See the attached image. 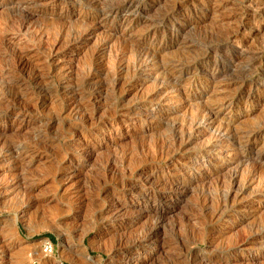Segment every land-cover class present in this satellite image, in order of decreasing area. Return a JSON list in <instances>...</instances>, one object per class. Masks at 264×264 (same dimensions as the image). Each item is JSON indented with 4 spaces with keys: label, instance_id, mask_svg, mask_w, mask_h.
<instances>
[{
    "label": "rangeland",
    "instance_id": "obj_1",
    "mask_svg": "<svg viewBox=\"0 0 264 264\" xmlns=\"http://www.w3.org/2000/svg\"><path fill=\"white\" fill-rule=\"evenodd\" d=\"M123 1L0 0V264H244L264 249V0H134L127 19ZM145 48L183 60L173 87L138 67ZM214 99L258 132L238 168L260 182L237 206L220 188L236 164L196 126Z\"/></svg>",
    "mask_w": 264,
    "mask_h": 264
},
{
    "label": "bare ground",
    "instance_id": "obj_2",
    "mask_svg": "<svg viewBox=\"0 0 264 264\" xmlns=\"http://www.w3.org/2000/svg\"><path fill=\"white\" fill-rule=\"evenodd\" d=\"M121 1V0H120ZM137 1V0H136ZM141 1V0H140ZM144 1V0H143ZM146 1V0H145ZM252 1V0H251ZM80 2V1H79ZM119 2V1H118ZM138 2V1H137ZM122 3V2H121ZM116 4H117V2H116ZM135 4V1L134 0H124L123 1V5H122V11L124 12L123 14H124V16H126V15H128V13H130L135 7L134 6H136V5H134ZM104 6V5H103ZM250 6V5H249ZM113 6H111V8H112ZM134 7V8H133ZM170 7V6H169ZM114 8H115V6H114ZM104 9H106L105 7H104ZM104 9H103V11H104ZM138 9V8H137ZM173 9V8H172ZM258 9V8H257ZM112 12V9L110 10H105L104 11V14H110ZM169 12H171V11H169ZM169 12L166 10L165 11V13H168L169 14ZM101 13H103L102 11H101ZM100 13V14H101ZM115 13V12H114ZM137 13V12H136ZM165 13H164V15H165ZM168 16V15H167ZM166 16V18H168ZM159 17V16H158ZM162 17V16H161ZM165 17V16H164ZM126 19H127V16H126ZM132 19V18H131ZM157 20V19H156ZM158 20H159V18H158ZM152 21H154V20H152ZM165 21V20H164ZM161 22H163L162 20H161ZM240 22V21H239ZM127 23V22H126ZM157 23H159V21H157ZM24 24V23H23ZM131 24V23H130ZM179 24V23H178ZM127 25V24H126ZM151 25V24H150ZM150 25H149V27H150ZM155 25H156V23H155ZM154 25V26H155ZM172 25H174V24H172ZM231 25V24H230ZM152 26H153V23H152ZM170 26V25H169ZM128 27V25L126 26V28ZM148 26H147V28H149ZM226 27H227V25H226ZM152 28V27H151ZM167 28V27H166ZM179 28V27H178ZM228 28V27H227ZM230 29V28H229ZM156 30V29H155ZM179 30V29H178ZM231 30V29H230ZM173 31V30H172ZM221 31V30H220ZM219 31V32H220ZM228 31V30H227ZM231 31H233V30H231ZM230 31V32H231ZM154 32V31H153ZM169 32V31H168ZM175 32V31H174ZM217 33H218V31H216ZM233 32H235V30L233 31ZM232 32V33H233ZM154 33H156V32H154ZM165 33V32H164ZM179 33H180V31H179ZM221 33V32H220ZM219 33V34H220ZM91 34V33H90ZM153 34V33H152ZM172 34H175V33H172ZM218 34V35H219ZM228 34V33H227ZM226 34V35H227ZM178 35V34H177ZM215 35V34H214ZM217 35V36H218ZM222 35V34H221ZM223 35H224V33H223ZM222 35V36H223ZM225 35V36H226ZM229 36H230V34H228ZM161 36V35H160ZM162 37V36H161ZM170 37V36H169ZM168 38V37H167ZM182 38V37H181ZM222 38H224V37H222ZM236 38V37H235ZM161 39V38H160ZM177 39V38H176ZM219 39H220V37H219ZM218 39V40H219ZM239 39V38H238ZM221 40V39H220ZM222 40H224V39H222ZM230 40V39H229ZM228 40V41H229ZM155 41V40H154ZM216 41V40H215ZM226 41V40H225ZM227 41V42H228ZM234 41V40H233ZM240 41V40H239ZM180 42V41H179ZM218 42V41H217ZM235 42H236V40H235ZM234 42V43H235ZM106 43V42H105ZM158 43V42H157ZM210 43V42H209ZM216 43V42H215ZM233 43V42H232ZM159 44V43H158ZM166 44V43H165ZM177 44V43H176ZM211 44V43H210ZM217 44H219V43H217ZM216 44V45H217ZM227 44V43H226ZM178 45V44H177ZM236 45V44H235ZM135 46V45H134ZM179 46V45H178ZM238 46V45H237ZM242 46V45H241ZM126 48V47H125ZM124 48V49H125ZM130 48V47H129ZM134 48H136V47H134ZM141 48V47H140ZM154 48V47H153ZM161 48V47H160ZM175 48V47H174ZM178 48V47H177ZM123 48H121V50H122ZM123 49V50H124ZM128 49V48H127ZM176 49V48H175ZM181 49V48H180ZM180 49H176V50H179L180 51ZM183 49V48H182ZM206 49V48H205ZM215 49V48H214ZM225 49V48H224ZM223 49V50H224ZM239 49H244L243 47H241V48H239ZM248 49V48H247ZM120 50V49H119ZM130 50V49H129ZM133 50V49H132ZM131 50V51H132ZM139 50V52L140 53H138V56H136L137 57V61H138V63H139V65H138V63H136L135 64V62L134 63H132L133 62V60H132V62H131V64H135V65H138V67L140 66V65H144V66H146V65H149L150 67L151 66H153L154 68L153 69H158V70H160V71H163V74L165 73V72H167L166 74H168V80L164 83V85L163 86H166L167 84H170L172 87H173V85H174V81H173V78L175 77V72L176 71H178L179 73H181L183 70H184V65H183V63H182V61L183 60H177V59H174V58H171V59H168V60H170V61H172V63H170V65H168L167 64V62L162 58V56H164V55H160V52H159V49H143V50H141L140 51V49H138ZM204 50V49H203ZM216 50V49H215ZM134 51H136L135 49H134ZM168 51V50H167ZM172 51H174V50H172ZM172 51H170L171 53L170 54H172ZM182 51V50H181ZM180 51V55H181V53H183L184 54V52H181ZM187 51V50H186ZM239 51V50H238ZM122 52V51H121ZM165 52H166V50H165ZM191 52V51H190ZM206 52V51H205ZM208 52V51H207ZM228 52H230V51H228ZM124 53V52H123ZM134 53V52H133ZM136 53H137V51H136ZM135 53V54H136ZM178 53V52H177ZM186 53V52H185ZM199 53V52H198ZM197 53V54H198ZM223 53V52H222ZM233 53V52H232ZM125 54V53H124ZM127 54H129V53H127ZM175 53H173L172 55H174ZM178 54V55H179ZM182 54V55H183ZM190 53H188V55H189ZM205 54V53H204ZM203 54V55H204ZM211 54V53H210ZM213 54V53H212ZM216 54H218V53H216ZM239 54V53H238ZM166 55V54H165ZM186 55V54H185ZM188 55H186V56H188ZM200 55V54H199ZM202 54H201V56H203ZM222 55V54H221ZM233 55V54H232ZM252 55V54H251ZM121 56H122V54H121ZM120 56V58H122ZM129 56V58L131 59V55L129 54L128 55ZM134 56V55H133ZM132 56V57H133ZM185 56V57H186ZM196 56V55H195ZM201 56H198V57H201ZM208 56V55H207ZM226 56V55H225ZM177 57H180V56H176V58ZM182 57V56H181ZM183 57H184V55H183ZM184 57V58H185ZM204 57V56H203ZM223 57V56H222ZM230 57V56H229ZM231 57H233V56H231ZM247 57V56H246ZM19 58V57H18ZM125 58H126V54H125ZM128 58V57H127ZM164 58H165V56H164ZM167 58H169V57H167ZM166 58V59H167ZM189 58V57H188ZM192 58V55H191V57H190V59ZM244 58V57H243ZM248 58V57H247ZM247 58H245V59H247ZM123 59H124V56H123ZM122 59V60H123ZM196 59V58H195ZM213 59V58H212ZM228 59V58H227ZM231 59V58H230ZM255 59V58H254ZM120 60V59H119ZM186 60H187V58H186ZM232 60V59H231ZM239 60H241L240 58H239ZM239 60L237 61V62H239ZM248 60V59H247ZM112 61H114V60H112ZM124 61V60H123ZM128 61V60H127ZM192 61V60H191ZM211 61V60H210ZM228 61V60H227ZM94 62V61H93ZM185 62H188V61H185ZM184 62V63H185ZM235 62V61H234ZM243 62V61H242ZM250 62V61H249ZM262 62V61H261ZM125 63V62H124ZM128 64H129V62H127ZM251 63V62H250ZM131 64H129V67H130V65ZM213 64V63H212ZM233 64V63H232ZM243 64H244V62H243ZM120 65V64H119ZM203 65V64H202ZM121 66H122V64H121ZM128 66V65H127ZM134 66V65H133ZM149 66H148V68H149ZM194 66H195V64H194ZM193 66V67H194ZM214 66V65H213ZM235 66V65H234ZM233 66V67H234ZM241 66V65H240ZM250 66V65H249ZM255 66V65H254ZM225 67V66H224ZM232 67V66H231ZM253 67V66H252ZM251 67V68H252ZM133 68V67H132ZM135 68V67H134ZM146 68V67H145ZM147 68V69H148ZM201 68V67H200ZM221 68V67H220ZM235 68V67H234ZM138 69V68H137ZM144 69V68H143ZM151 69V68H150ZM212 69V68H211ZM240 69V68H239ZM238 69V70H239ZM243 69V68H242ZM247 69V68H246ZM135 70V69H134ZM133 70V71H134ZM158 70H157V73H158ZM194 70V69H193ZM206 70V69H205ZM231 70V69H230ZM237 70V69H236ZM131 71H132V69H131ZM132 71V72H133ZM209 71V70H208ZM241 71V70H240ZM249 71V70H248ZM138 72V71H137ZM137 72H136V74H137ZM145 72V71H144ZM148 72V71H147ZM192 72V71H191ZM215 72V71H214ZM232 72V71H231ZM251 72V71H250ZM133 73H135V72H133ZM149 73V72H148ZM147 73V74H148ZM150 73H151V71H150ZM193 73V72H192ZM234 73V72H233ZM248 73V72H247ZM142 74V73H141ZM151 74H153V73H151ZM160 74H161V72H160ZM237 74V73H236ZM252 74V73H251ZM250 74V75H251ZM135 75V74H134ZM149 75V74H148ZM155 75V74H154ZM165 75V74H164ZM180 75V74H179ZM190 75V74H189ZM211 75V74H210ZM221 75H223V74H221ZM224 75H226V74H224ZM228 75V74H227ZM231 75V74H230ZM248 75H249V73H248ZM156 76V75H155ZM158 76V75H157ZM156 76V77H157ZM160 76V75H159ZM167 76V75H166ZM191 76V75H190ZM189 76V77H190ZM233 76H235V75H233ZM246 76V75H245ZM149 77H151V76H149ZM155 77V78H156ZM162 77V76H161ZM161 77H159V78H161ZM183 77V76H182ZM187 77H188V75H187ZM194 77V76H193ZM215 76H212L211 78H210V80H208L207 81V83H205V85H209V86H211V88H213V84H214V82L212 81V79L214 78ZM220 77V76H219ZM224 77V76H223ZM246 77H248V76H246ZM153 78V77H152ZM164 78H165V76H164ZM202 78V77H201ZM218 78V77H217ZM226 78V77H225ZM238 78V77H237ZM240 78V77H239ZM238 78V79H239ZM252 78V77H251ZM264 78V77H263ZM132 79V78H131ZM130 79V80H131ZM162 79V78H161ZM185 79V78H184ZM220 79H221V77H220ZM223 79V78H222ZM234 79V78H233ZM247 79V78H246ZM155 80V79H154ZM186 80V79H185ZM219 79H217V81H218ZM240 80V79H239ZM158 81V80H157ZM215 81V80H214ZM229 81H230V79H229ZM235 81V80H234ZM243 81V80H242ZM262 81V80H261ZM121 82V81H120ZM188 82H189V80H188ZM187 82V83H188ZM216 82V81H215ZM219 82V81H218ZM228 82V81H227ZM231 82V81H230ZM247 82V81H246ZM253 82V81H252ZM257 82V81H256ZM160 83L161 82H159V83H157V85L156 86H159L160 85ZM182 83V82H181ZM199 83V82H198ZM244 83V82H243ZM215 84H218V83H215ZM254 84V83H253ZM198 85V84H197ZM235 85V84H234ZM239 85H240V83H239ZM242 85V84H241ZM249 85V84H248ZM255 85V84H254ZM259 85V84H258ZM257 85V86H258ZM191 86V85H190ZM256 86V85H255ZM254 86V87H255ZM68 87V86H67ZM205 87V86H204ZM223 87H225V86H223ZM236 87V86H235ZM234 87V88H235ZM237 87H238V84H237ZM240 87V86H239ZM250 87V86H249ZM170 88V87H169ZM175 88V87H174ZM222 88V87H221ZM226 88V87H225ZM224 88V89H225ZM232 88V86L229 88V89H231ZM157 89V88H156ZM170 89H172V88H170ZM170 89H168V90H170ZM177 89V87L175 88V90ZM180 89V88H179ZM206 89V88H205ZM219 89V88H218ZM251 89V88H250ZM74 90V89H73ZM72 90V91H73ZM164 90V89H163ZM181 90H183V89H181ZM214 90H217V86L216 87H214ZM223 90V89H222ZM228 90V89H227ZM232 90H233V88H232ZM69 91V90H68ZM157 91V90H156ZM161 90L159 89V92H160ZM165 91V90H164ZM167 91V90H166ZM178 91V90H177ZM211 91H213V89H211ZM218 91V90H217ZM231 91V90H230ZM235 91V90H234ZM239 91V90H238ZM250 91V90H249ZM248 91V92H249ZM252 91V90H251ZM215 92V91H214ZM174 93V92H173ZM172 93V94H173ZM228 93V92H227ZM226 93V94H227ZM256 93V92H255ZM69 94V93H68ZM75 94V93H74ZM81 94V93H80ZM155 94V93H154ZM162 94H164V93H162ZM181 94V93H180ZM183 94V93H182ZM242 94V93H241ZM73 95V94H72ZM78 95V94H77ZM160 95V94H159ZM171 95V94H170ZM175 95V94H174ZM222 95V94H221ZM255 95V94H254ZM169 96V95H168ZM173 96V95H172ZM183 97H184V94L182 95ZM191 96V95H190ZM219 96V95H218ZM223 96V95H222ZM226 96V95H225ZM227 96H229V94L227 95ZM248 96V95H247ZM74 97V96H73ZM151 97V96H150ZM21 98V97H20ZM70 98V97H69ZM78 98V97H77ZM176 98V97H175ZM174 98V99H175ZM214 98H216V97H214ZM219 98H222V97H219ZM225 98V97H224ZM239 98V97H238ZM250 98V97H249ZM148 99V98H147ZM168 99V98H167ZM178 99V98H177ZM187 99V98H186ZM185 99V100H186ZM211 99V98H210ZM218 99V98H217ZM217 99H214L215 101L213 102V104L211 105V104H206V103H208L207 102V100L202 104V105H200L199 106V110L198 111H200L201 112V119L198 117V116H196V117H198L199 118V122H197L196 123V126H197V128H198V130L199 131H201V129H209L210 131H211V139H212V137H213V141L211 142L212 143V146H216L215 148H217L216 150H218L217 152H219V154L220 153H224L226 156H230V158H229V162L231 163H234V164H236V166H235V168L233 169V171L231 172L230 171V174L227 176V180H226V182L225 181H222L221 183H220V188H222L223 189V192H221V189H220V192H221V194L222 193H224V195L223 196H225V199L224 200H231V204H233V205H235V203H236V206H237V202L238 201H241V199H242V197L244 196L243 194L244 193H246V190L247 189H249V187L251 186V185H253V183L255 182V180H257L258 181V179H256V177H255V172H256V168H253L251 171H250V173H248L249 174V177L248 178H242V172H241V168H238V166H240L242 163H243V147H247V146H249L250 144H252V141L254 140V138L257 136V134H258V132L256 131V129H247L246 127H242V128H238V127H235L234 125H233V123L236 121V119L234 118V117H232V116H229V115H227V116H225V117H223V119H218V115L220 114V112H221V110H223V109H226V110H228L229 112H231V107H232V103L230 102V101H226V100H224V99H219V100H217ZM240 99V98H239ZM245 99V98H244ZM251 99V98H250ZM155 100V99H154ZM164 100V99H163ZM169 100V99H168ZM180 100H181V97H180ZM191 100V99H190ZM217 100V101H216ZM72 101V100H71ZM170 101L171 102H173L171 99H170ZM179 101V100H178ZM184 101V100H183ZM182 101V102H183ZM187 101H189V100H187ZM202 101V100H201ZM211 101H213V100H211ZM240 101V100H239ZM175 102H177V101H175ZM190 102V101H189ZM75 103V102H74ZM179 103V102H178ZM191 103V102H190ZM210 103H212V102H210ZM246 103V102H245ZM8 104V103H7ZM174 104V103H173ZM175 104H177V103H175ZM199 104V103H198ZM198 104H196V105H198ZM238 104V103H237ZM17 105V104H16ZM80 105V104H79ZM178 105V104H177ZM184 105V104H183ZM187 105H188V103H187ZM186 105V106H187ZM175 106V105H174ZM179 106V105H178ZM185 106V105H184ZM183 106V107H184ZM186 106H185V108H186ZM194 106V105H193ZM81 107V106H80ZM193 108V107H192ZM82 109H84V108H82ZM177 109V108H176ZM196 109V108H195ZM175 110V109H174ZM74 111H75V109H74ZM177 111V110H176ZM183 111V110H182ZM87 112V111H86ZM200 112H199V114H200ZM182 113V112H181ZM196 113H197V110H196ZM152 114V113H151ZM177 114V113H176ZM189 117V116H188ZM194 117V116H193ZM219 118H221V117H219ZM182 119V118H181ZM187 119V118H186ZM193 119H195V118H193ZM191 120V119H190ZM197 120V119H196ZM90 121V120H89ZM192 121V120H191ZM193 122H194V120H193ZM195 123V122H194ZM177 124V123H176ZM187 124H188V122H187ZM189 125V124H188ZM190 125H191V122H190ZM182 126V125H181ZM190 126H188V128H189ZM192 127H194V126H192ZM191 127V128H192ZM264 127V126H263ZM262 127V128H263ZM182 128V127H181ZM246 128V129H245ZM249 128V127H248ZM261 128V129H262ZM185 129V128H184ZM188 130H190V129H188ZM194 129H191V131H193ZM197 131V130H196ZM198 131V132H199ZM190 132V131H189ZM203 133V132H202ZM201 133V134H202ZM187 134V133H186ZM181 138V137H180ZM189 138V137H188ZM165 139V138H164ZM176 139H179V137L178 138H176ZM184 138H181V140H183ZM259 139V138H258ZM163 140V139H162ZM180 140V139H179ZM184 140H186V139H184ZM261 140H263V139H261ZM174 141V140H173ZM210 141V140H209ZM258 141V140H257ZM165 142V141H164ZM187 142V141H186ZM162 143V142H161ZM181 143V142H180ZM207 143H209V142H207ZM171 144V143H170ZM172 144H174L173 142H172ZM172 144L170 145L171 147H172ZM177 144H178V142H177ZM264 144V143H263ZM153 145V144H152ZM160 145V144H159ZM176 145V144H175ZM193 145V144H192ZM258 145H259V143H258ZM12 146V145H11ZM156 146V145H155ZM180 146V145H179ZM261 146H263V145H261ZM161 147H164V146H162V144H161V146H160V148ZM211 147V146H210ZM257 147H259V146H257ZM155 148V147H154ZM159 148V147H158ZM159 148V149H160ZM165 148V147H164ZM163 148V149H164ZM166 148H167V146H166ZM177 148H178V145H177ZM182 148H184V147H182ZM203 148V147H202ZM212 148V147H211ZM214 148V147H213ZM214 148V149H215ZM239 148L240 149H242V151H239ZM261 148V147H260ZM259 148V150H257V151H255L256 150V147H255V150H254V153H253V158L255 159V160H260V159H262L263 158V156H264V152H263V148L262 149H260ZM148 149V148H147ZM157 149V148H156ZM155 149V150H156ZM162 149V148H161ZM185 149H188V148H185ZM165 150V149H164ZM170 150H172V149H170ZM169 150V151H170ZM175 150V149H174ZM162 151V150H161ZM160 151V152H161ZM166 151V150H165ZM167 151H168V148H167ZM166 151V153H168ZM178 151V150H177ZM248 151V150H247ZM83 152V151H82ZM185 152V151H184ZM165 153V155H167ZM169 153H173L172 151L171 152H169ZM183 153V152H182ZM248 153V152H247ZM159 154V153H158ZM161 154H162V152H161ZM223 154V155H224ZM217 155V154H216ZM170 156V155H169ZM211 156H213V155H211ZM210 156V157H211ZM116 157V156H115ZM122 157V156H121ZM159 157V156H158ZM168 157V156H167ZM172 157V156H171ZM175 157V156H174ZM161 158V157H160ZM166 158V157H165ZM250 158V157H249ZM211 159V158H210ZM17 160V159H16ZM107 160V159H106ZM118 160V159H117ZM131 160V159H130ZM162 160H164V159H162ZM171 160H173V159H171ZM182 160V159H181ZM188 160V159H187ZM209 160V159H208ZM207 160V161H208ZM116 161V160H115ZM114 161V162H115ZM120 161V160H119ZM204 161V160H203ZM215 161V160H214ZM246 161V160H245ZM263 161V160H262ZM261 161V162H262ZM129 162V161H128ZM189 162V161H188ZM216 162V161H215ZM251 162V160L249 161L248 160V163H250ZM252 162H254V160H252ZM256 162V161H255ZM254 162V163H255ZM260 162V161H259ZM258 162V163H259ZM121 163V162H120ZM157 163V162H156ZM206 163V162H205ZM253 163V164H254ZM108 164V163H107ZM185 164H186V162H185ZM202 164V163H201ZM218 164V163H217ZM221 164V163H220ZM246 164V163H245ZM253 164H251V165H253ZM79 165V164H78ZM102 165H104V164H102ZM189 165V164H188ZM203 165V164H202ZM210 165V164H209ZM222 165V164H221ZM232 165V166H233ZM260 165V164H259ZM197 167H199V165H196ZM246 166V165H245ZM105 167H106V165H105ZM104 167V168H105ZM113 167V166H112ZM111 167V168H112ZM190 167V166H189ZM193 167V166H192ZM196 167V168H197ZM201 167V166H200ZM248 167H249V165H248ZM258 167V166H257ZM102 168V167H101ZM103 168V169H104ZM120 168V167H119ZM124 169V168H123ZM190 169V168H189ZM214 169V168H213ZM240 169V170H239ZM246 169V168H245ZM258 169H260L259 167H258ZM106 171H108L107 169H105ZM110 170V169H109ZM113 170V169H112ZM115 170V169H114ZM248 170V169H247ZM246 170V171H247ZM105 171V172H106ZM124 171V170H123ZM183 171V170H182ZM185 171V170H184ZM195 171V170H194ZM205 171V170H204ZM225 171V170H224ZM246 171L244 170L243 172H245L244 174H246V175H248L247 173H246ZM112 172V171H111ZM200 172V171H199ZM249 172V171H248ZM259 172V171H258ZM257 172V173H258ZM113 173V172H112ZM191 173V172H190ZM225 173V172H224ZM99 174V173H98ZM115 174V173H114ZM170 174V173H169ZM184 174V173H183ZM259 174V173H258ZM257 174V175H258ZM140 175V174H139ZM151 175V174H150ZM203 175V174H202ZM147 176H149V174L147 175ZM147 176H146V178H147ZM187 176V175H186ZM207 176H208V173H206L205 174V177L204 178H207ZM183 177V176H182ZM192 177V176H191ZM170 178V177H169ZM258 178V177H257ZM145 179V178H144ZM186 179V178H185ZM151 180H152V178H151ZM155 180H157V179H155ZM174 180V179H173ZM191 180V179H190ZM197 180V179H196ZM205 180V179H204ZM147 181H149V180H147ZM170 181V180H169ZM146 182V181H145ZM159 182V181H158ZM171 182V181H170ZM198 182H200V181H198ZM225 182V183H224ZM258 182H260V181H258ZM150 183H152V181H150ZM153 183H155L156 184V181L155 182H153ZM160 183H162V181L160 182ZM159 183V184H160ZM164 183H165V181H164ZM177 183V182H176ZM184 183V182H183ZM17 184V183H16ZM145 184V183H144ZM155 184H153L154 186H155ZM163 184V183H162ZM173 184V183H172ZM171 184V185H172ZM146 185V184H145ZM145 185H144V187H145ZM151 185V184H150ZM158 185V184H157ZM189 185V184H188ZM134 186V185H133ZM136 186V185H135ZM162 186V185H161ZM170 186V185H169ZM175 186H177V184L175 185ZM179 186H180V184H179ZM257 186H258V184H257ZM130 187V186H129ZM149 187V186H148ZM158 187H160L159 185H158ZM157 187V188H158ZM164 187H165V185H164ZM166 187H167V185H166ZM173 187V186H172ZM191 187V186H190ZM190 187H188V188H190ZM255 187V186H254ZM260 187H261V185H260ZM162 188V187H161ZM174 188V187H173ZM135 189H136V187H135ZM134 189V190H135ZM138 189V188H137ZM154 189V188H153ZM163 189V188H162ZM169 189H171L170 187H169ZM192 189V188H191ZM219 189V188H218ZM252 189V188H251ZM255 189V188H254ZM124 190V189H123ZM159 190V189H158ZM178 190H181V189H178ZM183 190H186L184 187H183ZM188 190V189H187ZM257 190V189H256ZM262 190V189H261ZM264 190V189H263ZM133 191V190H132ZM140 191H141V189H140ZM143 191V190H142ZM145 191V190H144ZM155 191V190H154ZM177 192V191H176ZM255 192H257V191H255ZM262 192V191H261ZM260 192V193H261ZM138 193V192H137ZM171 193V192H170ZM161 194V193H160ZM159 194V195H160ZM249 194H251L250 192H249ZM253 194H255L254 192H253ZM220 195V194H219ZM144 196V195H143ZM158 196V195H157ZM260 196V195H259ZM145 197V196H144ZM148 197V196H147ZM153 197V196H152ZM151 197V198H152ZM246 197V196H245ZM249 197H250V195H249ZM251 198V197H250ZM163 199V198H162ZM243 199H245V198H243ZM263 199V198H262ZM154 200V199H153ZM166 200V199H165ZM152 201V200H151ZM223 201V200H222ZM145 202V201H144ZM143 202V203H144ZM153 202V201H152ZM225 202V201H224ZM242 202V201H241ZM251 201H249V203H250ZM146 203V202H145ZM168 203V202H167ZM229 204V203H228ZM225 205V204H224ZM232 205V206H233ZM119 206V205H118ZM223 206V205H222ZM235 206V207H236ZM224 207V206H223ZM228 207V206H227ZM242 207V206H241ZM256 207V206H255ZM258 207V206H257ZM115 208H117L116 206H115ZM211 208V207H210ZM249 208V207H248ZM119 209V208H118ZM118 209H116V210H118ZM126 209V208H125ZM237 209V208H236ZM243 209V208H242ZM242 209H240V210H242ZM252 209H253V206H252ZM121 210V209H120ZM127 210V209H126ZM139 210H141V209H139ZM138 210V211H139ZM223 210V209H222ZM238 210V209H237ZM122 211V210H121ZM121 211H119V212H121ZM125 211V210H124ZM137 211V212H138ZM141 212H142V210H141ZM215 212V211H214ZM223 212V211H222ZM234 212V211H233ZM117 213V212H116ZM115 213V214H116ZM126 213V212H125ZM127 213H128V211H127ZM126 213V214H127ZM130 213V212H129ZM140 213V212H139ZM139 213H137V216H139L138 214ZM154 213V212H153ZM212 213H213V211H212ZM237 213V212H236ZM111 214V213H110ZM118 214V213H117ZM122 214H124V213H122ZM125 214V215H126ZM151 214H152V212H151ZM219 214V213H218ZM119 215V214H118ZM130 215V214H129ZM132 215V214H131ZM155 215V214H154ZM162 215V214H161ZM213 215V214H212ZM211 215V216H212ZM234 215H235V213H234ZM120 216V215H119ZM118 216V217H119ZM122 216V215H121ZM150 216V215H149ZM157 216V215H156ZM215 216V215H214ZM224 216H226V217H228V215L227 214H223V213H221V215H219V218L221 217V218H223ZM117 217V216H116ZM123 217H124V215H123ZM213 217V216H212ZM218 217V215L216 216V218ZM230 217V216H229ZM121 218V217H120ZM219 218H217V220L219 219ZM153 219H154V217H153ZM157 219H160V218H157ZM226 219V218H225ZM230 219H231V217H230ZM229 219V220H230ZM154 220H156V218L154 219ZM211 220V219H210ZM213 220V219H212ZM211 220V221H212ZM234 221H235V219H233ZM112 221V220H111ZM121 221V220H120ZM159 221H161V220H159ZM214 221V220H213ZM215 221H216V219H215ZM220 221V220H219ZM127 222V221H126ZM163 222V221H162ZM224 222V221H223ZM110 223V222H109ZM154 223H156V222H154ZM217 223H219V222H217L216 221V224ZM115 224V223H114ZM125 224V223H124ZM156 225V224H155ZM158 225V224H157ZM151 226H153V225H151ZM160 226H161V223H160ZM118 227V226H117ZM154 227V226H153ZM121 228H122V226H121ZM148 237V236H147ZM154 237V236H153ZM122 238V237H121ZM149 238V237H148ZM145 239V238H144ZM211 241V240H210ZM119 242V241H118ZM138 242V241H137ZM148 242V241H147ZM121 243V242H120ZM122 244V243H121ZM150 244V243H149ZM214 244V243H213ZM146 245V244H145ZM212 245V244H211ZM117 246V245H116ZM123 246V245H122ZM262 254V255H261ZM259 256H264V249L261 251V252H259V253H257L256 254V256L249 262H247V261H245L244 262V264H262V263H260V262H262V260H258V258H259ZM127 258V257H126ZM217 259V258H216ZM264 259V258H263ZM204 260V259H203ZM213 260V259H212ZM207 261V260H206ZM209 261V260H208ZM221 262V261H220ZM219 262V263H220ZM209 263V262H208ZM208 263H204V262H202V264H208ZM211 263H212V261H211ZM210 263V264H211ZM222 263V262H221ZM126 264V263H125ZM128 264V263H127ZM222 264H224V263H222ZM227 264V263H226ZM233 264V263H232Z\"/></svg>",
    "mask_w": 264,
    "mask_h": 264
},
{
    "label": "built area",
    "instance_id": "obj_3",
    "mask_svg": "<svg viewBox=\"0 0 264 264\" xmlns=\"http://www.w3.org/2000/svg\"><path fill=\"white\" fill-rule=\"evenodd\" d=\"M51 250V246L47 245L46 243L44 244V251Z\"/></svg>",
    "mask_w": 264,
    "mask_h": 264
},
{
    "label": "trees",
    "instance_id": "obj_4",
    "mask_svg": "<svg viewBox=\"0 0 264 264\" xmlns=\"http://www.w3.org/2000/svg\"><path fill=\"white\" fill-rule=\"evenodd\" d=\"M48 237L50 236V235H47Z\"/></svg>",
    "mask_w": 264,
    "mask_h": 264
}]
</instances>
